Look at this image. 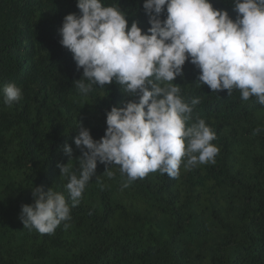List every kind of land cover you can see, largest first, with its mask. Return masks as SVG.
<instances>
[{"label": "trees", "instance_id": "obj_1", "mask_svg": "<svg viewBox=\"0 0 264 264\" xmlns=\"http://www.w3.org/2000/svg\"><path fill=\"white\" fill-rule=\"evenodd\" d=\"M211 2L235 19L232 0ZM104 3L118 4L129 27H150L143 0ZM68 13L79 14L77 0H0V264H264V131L253 134L264 129V105L237 89L212 92L189 61L173 83L187 102L199 98L186 126L200 117L216 133V163H182L178 178L156 171L122 187L120 166H109V178L98 162L69 221L53 234L23 227L21 205L33 202L34 187L67 199L57 164L79 173L78 122L99 140L111 107L136 99L115 81L86 96L77 90L83 69L57 32ZM9 83L22 90L12 105Z\"/></svg>", "mask_w": 264, "mask_h": 264}, {"label": "clouds", "instance_id": "obj_2", "mask_svg": "<svg viewBox=\"0 0 264 264\" xmlns=\"http://www.w3.org/2000/svg\"><path fill=\"white\" fill-rule=\"evenodd\" d=\"M232 3L235 19L211 0H143L150 27L142 31L136 21L128 26L118 4L77 0L79 14H66L57 29L59 43L73 54L77 69H83L74 81L77 90L86 96L94 85L115 81L136 99L111 107L99 140L78 122L74 143L81 152L76 158L79 173L68 162L57 164L68 178L67 199L52 187H34L33 202L21 205L23 227L53 234L69 221L71 208L79 205L86 185L97 176L98 162L109 178L114 175L109 166H120L127 177L122 187L156 171L178 178L182 163L185 170L216 163L219 148L211 143L216 133L200 117L186 126L199 98L187 102L173 81L189 61L200 70L199 82L212 92L227 90L231 95L237 89L243 101L254 96L264 105V0ZM3 96L12 105L22 98V90L9 83ZM262 131L256 128L253 134ZM63 152L72 159L70 145L64 144Z\"/></svg>", "mask_w": 264, "mask_h": 264}]
</instances>
